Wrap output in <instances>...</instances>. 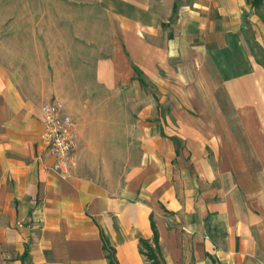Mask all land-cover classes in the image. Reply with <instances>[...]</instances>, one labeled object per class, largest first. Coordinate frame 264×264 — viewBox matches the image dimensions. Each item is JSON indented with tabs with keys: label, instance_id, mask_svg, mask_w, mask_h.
I'll return each instance as SVG.
<instances>
[{
	"label": "crops",
	"instance_id": "1",
	"mask_svg": "<svg viewBox=\"0 0 264 264\" xmlns=\"http://www.w3.org/2000/svg\"><path fill=\"white\" fill-rule=\"evenodd\" d=\"M155 237L165 264H264V0H0V264H150Z\"/></svg>",
	"mask_w": 264,
	"mask_h": 264
},
{
	"label": "built area",
	"instance_id": "2",
	"mask_svg": "<svg viewBox=\"0 0 264 264\" xmlns=\"http://www.w3.org/2000/svg\"><path fill=\"white\" fill-rule=\"evenodd\" d=\"M43 113V141L57 157L54 169L69 177L77 164V144L71 116L64 112V104L51 100L41 107Z\"/></svg>",
	"mask_w": 264,
	"mask_h": 264
},
{
	"label": "trees",
	"instance_id": "3",
	"mask_svg": "<svg viewBox=\"0 0 264 264\" xmlns=\"http://www.w3.org/2000/svg\"><path fill=\"white\" fill-rule=\"evenodd\" d=\"M251 1L256 5H258L260 3V0H251ZM135 69H137V68L135 67ZM141 243L143 246L142 251L147 256V258L149 259L150 264H165L163 259H162L160 247L157 244V238L156 237H155V243H156L155 246H153L152 244H150L149 242H147L145 240H142ZM110 253H111L109 255L110 264H117L113 250H111Z\"/></svg>",
	"mask_w": 264,
	"mask_h": 264
},
{
	"label": "rangeland",
	"instance_id": "4",
	"mask_svg": "<svg viewBox=\"0 0 264 264\" xmlns=\"http://www.w3.org/2000/svg\"><path fill=\"white\" fill-rule=\"evenodd\" d=\"M6 28V26H4Z\"/></svg>",
	"mask_w": 264,
	"mask_h": 264
}]
</instances>
